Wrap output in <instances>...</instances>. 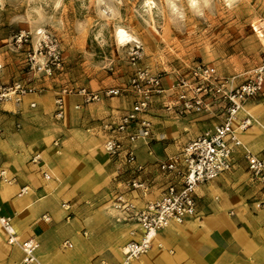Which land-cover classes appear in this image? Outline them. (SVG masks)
<instances>
[{
	"label": "crops",
	"instance_id": "0c3cea01",
	"mask_svg": "<svg viewBox=\"0 0 264 264\" xmlns=\"http://www.w3.org/2000/svg\"><path fill=\"white\" fill-rule=\"evenodd\" d=\"M215 67L234 77V84L249 71L223 74ZM130 75L73 89L114 87ZM173 79L163 76V86ZM60 90L39 88L18 101L0 103V170L8 180H0V217L8 218L16 240L8 241L0 223V264H23L20 242L28 239L37 243L40 264H264V181L252 176L243 156L245 148L264 161V88L238 112V118L250 116L251 124L237 131L243 147L234 148L231 169L196 186V215L159 230L150 248L127 262L122 246L138 238L140 230L112 208L115 195L125 193L137 207L158 198L176 177L161 172L157 162L220 123L223 103L178 115L161 106L167 96L156 98L148 114L152 135L147 144H133L142 166L134 171L123 152L112 157L103 150L132 96L86 102L71 91L63 94L58 118ZM130 177L143 181L147 190L122 186Z\"/></svg>",
	"mask_w": 264,
	"mask_h": 264
},
{
	"label": "rangeland",
	"instance_id": "374dc122",
	"mask_svg": "<svg viewBox=\"0 0 264 264\" xmlns=\"http://www.w3.org/2000/svg\"><path fill=\"white\" fill-rule=\"evenodd\" d=\"M118 27L136 41L119 44ZM135 45L139 66L171 78L198 63L251 69L264 52V0H0V87L112 84L133 73Z\"/></svg>",
	"mask_w": 264,
	"mask_h": 264
},
{
	"label": "built area",
	"instance_id": "2783aa9c",
	"mask_svg": "<svg viewBox=\"0 0 264 264\" xmlns=\"http://www.w3.org/2000/svg\"><path fill=\"white\" fill-rule=\"evenodd\" d=\"M47 37L45 34L41 40L44 42ZM49 42V54L52 60H58L56 41L49 39ZM41 49L42 44L39 43L38 50ZM140 58L139 47L132 46L129 59L131 64L135 65L134 71L118 86L104 87L97 91L85 87L75 90L62 88L55 98L54 115L62 117L63 94L71 91L81 94L86 102L98 101L107 96L131 95L133 100L130 108L112 128L114 135L104 141L103 150L112 157L123 152L125 163L132 165L134 171H140L142 166L136 163L133 144L148 143L152 135V122L148 114L154 108L156 98L167 96V99L161 101V106L167 111L173 110L178 115L209 111L215 102H222L224 117L213 128L187 142L179 152L157 162L161 172L176 177V181L170 183L158 198L137 207L125 193L115 195L112 208L124 214L140 230L138 238L131 239L122 246L125 262L145 253L159 230L173 223L181 224L196 215V186L231 169L234 148L243 147L237 131L251 124L250 116L238 118V112L247 99L258 96L264 88V52L259 62L249 69L246 77L238 84H234V77L220 74L215 66L198 63L191 66L185 74L176 76L171 84L165 87L161 74L138 65ZM37 90L35 86L13 82L0 87V103L6 100L18 101L21 96ZM243 149L248 170L254 178L264 181V161ZM37 157L38 155H35L32 160ZM0 180L8 181L4 170H0ZM122 186L141 189L144 192L147 190V185L135 177L124 180ZM24 189L22 188V191ZM260 206L264 208V199L260 200ZM43 218L47 219V216L44 215ZM8 221V218L0 217V223L8 234V241L14 242V232ZM130 233L133 235L134 231L131 230ZM20 247L23 252V264H40L35 256L36 242L24 240L20 242Z\"/></svg>",
	"mask_w": 264,
	"mask_h": 264
},
{
	"label": "bare ground",
	"instance_id": "6f19581e",
	"mask_svg": "<svg viewBox=\"0 0 264 264\" xmlns=\"http://www.w3.org/2000/svg\"><path fill=\"white\" fill-rule=\"evenodd\" d=\"M115 37L119 44H126L132 41H136L135 37L129 34L126 30L121 27H118L115 31Z\"/></svg>",
	"mask_w": 264,
	"mask_h": 264
}]
</instances>
